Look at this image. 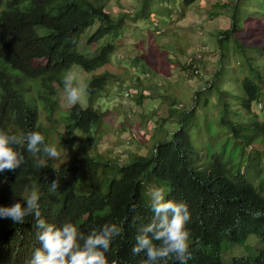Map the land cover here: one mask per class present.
I'll return each mask as SVG.
<instances>
[{
  "label": "trees",
  "instance_id": "trees-1",
  "mask_svg": "<svg viewBox=\"0 0 264 264\" xmlns=\"http://www.w3.org/2000/svg\"><path fill=\"white\" fill-rule=\"evenodd\" d=\"M195 1L141 0L134 12L112 15L101 0H0V153L11 164L0 165V223L17 219L0 240V264H264V248L222 260L229 245H243L249 236L264 240V172L258 168L264 120L251 113L254 104H264V58L254 53L263 48L247 40L241 0L216 2L207 10L214 15L230 5L229 28L215 32L220 66L208 86L218 90L224 113L219 121L230 131L222 130L217 141L224 145L231 138L235 158L223 162L216 151L199 158L189 130L199 123L196 106L202 94L196 92L188 108L170 86L169 114L158 129L177 127L156 142L150 156L131 151L128 160L119 161L90 155L86 146H96L103 132V113L93 103L106 89L107 71L88 82L87 106L76 102L65 109L60 116L64 129L55 133V96L74 85L66 80L72 66L108 70L116 47L100 42L118 37L125 20L146 19L157 28L161 21L151 14L158 12V3L185 8ZM95 23L87 39L95 45L90 57L78 51V43ZM229 39L243 57L237 63L244 66L234 93L216 81L231 67ZM189 59L180 65L185 78H201L202 56ZM138 60L149 63L143 53ZM138 96L140 103L143 93ZM40 103L57 135L55 143L39 124ZM230 113H242L246 120H231ZM82 134L80 155L74 147ZM62 148L73 159L54 167L51 153ZM154 180L170 185L162 209L143 196V185Z\"/></svg>",
  "mask_w": 264,
  "mask_h": 264
},
{
  "label": "rangeland",
  "instance_id": "rangeland-1",
  "mask_svg": "<svg viewBox=\"0 0 264 264\" xmlns=\"http://www.w3.org/2000/svg\"><path fill=\"white\" fill-rule=\"evenodd\" d=\"M101 1L104 3L105 11L112 15H117L121 11L132 13L141 3V0ZM216 2L231 3L233 0H196L185 8L170 2L158 3V12L151 14L152 18L161 21L157 28H152L146 19L125 20V25L118 37H107L100 42L101 45L113 42L116 47V52L110 57L108 70L85 72L77 65L68 70L66 80L73 82L74 85L69 86V89L58 90L55 96L58 107L52 119L59 121L55 124V133L64 129L65 125L60 120V116L65 109L76 102L87 106L88 82L98 74L107 71L106 89L93 103L94 108L103 113L104 119L101 126L103 132L95 143L96 146L93 147L94 144L86 146L89 148L90 155L101 154L114 160L119 158V161L128 160L132 155L131 151L150 156L156 142L164 138L168 134L167 131L177 127L175 124H164L158 129L160 119L169 114L167 105L170 101L167 98V92H170L168 91L170 86L172 92H178L188 108L194 104L195 93L202 94L196 106L199 123L189 130L199 158H206L212 151L218 152L223 162L235 158L237 150L231 143V138L225 141L224 145H220L221 141H217L223 137L224 132L230 133V131L219 121L224 113L218 90L216 87L208 86L209 80L220 66L215 32L230 26V17L227 13L230 12V5L218 8V14L208 13L207 10ZM241 3L247 11L244 16V29L249 36L247 40L263 48V51L253 50L264 58V0H241ZM96 27L97 23L88 27L78 43V51L90 57L95 53V45L88 44L87 39ZM226 45L229 48L228 58L231 67L226 66L225 72L216 81L222 85L223 89L234 93L238 91L237 82L241 80L244 68L237 61H242L243 57L233 50L231 39ZM142 53L149 61L146 65L143 64L145 61L138 60V56ZM198 54L202 56L201 78L194 77L187 80L180 65L187 58ZM137 77L143 81L142 84H139ZM72 91L76 94L74 95ZM33 92L36 95L34 90ZM139 93H143L144 96L140 103L138 102ZM231 100L234 102L237 98L232 95ZM205 102L208 104L206 105ZM38 113L39 124L50 133L55 143L57 135L53 136V127L50 125L52 122L47 120L43 103H40ZM251 113H256L260 120H264V104L261 107L254 104ZM228 116L234 121L246 120V116L242 113L238 115L230 113ZM93 136L96 138L99 135L93 132ZM85 138L83 134L76 136L77 144L74 151L80 155H83ZM121 150L122 152H119ZM51 155L54 167L66 166L73 159L71 152L66 148L53 151ZM0 165L11 167L7 156L3 153H0ZM258 165V168H263L264 172V154ZM245 166L241 167L243 173H246L248 169ZM169 190L168 183L154 180L150 184L143 185V196L148 203L162 209ZM16 224L17 219L13 216L8 222L0 223V240L4 231ZM256 238L257 236H249L243 245H229L226 247L229 251L223 252L222 260L228 263L233 255H241L244 252L247 255L255 254L263 249L264 240Z\"/></svg>",
  "mask_w": 264,
  "mask_h": 264
},
{
  "label": "built area",
  "instance_id": "built-area-1",
  "mask_svg": "<svg viewBox=\"0 0 264 264\" xmlns=\"http://www.w3.org/2000/svg\"><path fill=\"white\" fill-rule=\"evenodd\" d=\"M195 57H197V58H201V54H198V55H196ZM190 61V59L188 58V62Z\"/></svg>",
  "mask_w": 264,
  "mask_h": 264
}]
</instances>
